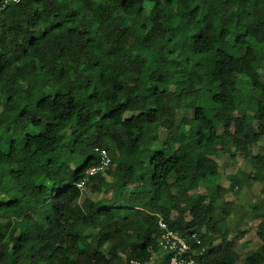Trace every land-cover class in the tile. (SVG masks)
Listing matches in <instances>:
<instances>
[{"label": "trees", "instance_id": "obj_1", "mask_svg": "<svg viewBox=\"0 0 264 264\" xmlns=\"http://www.w3.org/2000/svg\"><path fill=\"white\" fill-rule=\"evenodd\" d=\"M185 1L20 0L0 13V264L145 261L157 216L199 232L196 264H264V214L260 245L242 257L198 192L224 142L264 183V159L248 150L264 135V0ZM96 148L111 164L85 189L106 195L112 177L115 196L91 210L76 184L99 166Z\"/></svg>", "mask_w": 264, "mask_h": 264}, {"label": "rangeland", "instance_id": "obj_2", "mask_svg": "<svg viewBox=\"0 0 264 264\" xmlns=\"http://www.w3.org/2000/svg\"><path fill=\"white\" fill-rule=\"evenodd\" d=\"M180 3L187 6L185 0H179ZM184 14V13H183ZM169 51V50H167ZM163 66L158 67V72L163 73ZM260 82L264 86V71L261 74ZM245 91V90H244ZM192 111L177 112V119L191 118ZM247 122L253 127H257L259 122L252 112L247 113ZM21 127L23 124L19 123ZM167 132L160 129L158 132L159 141L150 146L151 151H159L163 147V142ZM2 138L0 137V143ZM174 148V146H173ZM251 157H262L264 159V135L255 144L248 148ZM1 153V152H0ZM211 158L218 164V175L208 179L205 173H199V189L198 192L206 197V201L213 200L215 213L212 216L218 228L226 231V242H233V247L240 256L252 252L260 245V241L256 235V226L262 220L264 214V183L257 180L259 172L251 164L249 158L241 155L236 149L227 145L224 142L223 146L216 147V151L211 155ZM105 175L103 173H100ZM141 172L137 165L135 166V183L129 186L132 190L141 184ZM108 189L106 195L94 193L88 189L84 190V195L87 197L86 203L82 204L91 210L94 209L95 203L100 199H112L115 195L112 192V184L115 182L112 177H105ZM239 185L233 184V181ZM234 186V189L232 188ZM124 191L120 190L116 195H123ZM124 197L129 194L125 193ZM116 196V197H117ZM84 198V197H83ZM181 208L184 212L185 221H190L188 213L189 206L186 200H182ZM176 217V212L171 213V219ZM215 233H217V229ZM201 231L200 228H198ZM205 234L210 233L205 229L202 230ZM214 246H221V238L219 235L214 238Z\"/></svg>", "mask_w": 264, "mask_h": 264}, {"label": "built area", "instance_id": "obj_3", "mask_svg": "<svg viewBox=\"0 0 264 264\" xmlns=\"http://www.w3.org/2000/svg\"><path fill=\"white\" fill-rule=\"evenodd\" d=\"M20 0H3L0 13L11 4H18ZM100 164L98 167L90 168L84 174L82 180L76 184L77 189L83 192L89 179L98 173H103L111 164V158L105 149H94ZM157 227L159 229L158 252L153 253L145 261L128 260L125 255H120L124 264H196L199 256H202L206 247L203 246L199 232L193 230L182 233L171 229L166 221L157 216Z\"/></svg>", "mask_w": 264, "mask_h": 264}]
</instances>
